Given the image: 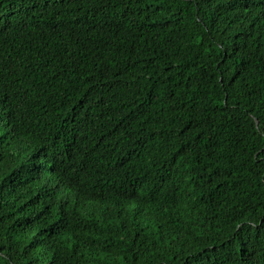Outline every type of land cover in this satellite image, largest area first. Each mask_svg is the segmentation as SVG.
<instances>
[{
    "label": "trees",
    "instance_id": "obj_1",
    "mask_svg": "<svg viewBox=\"0 0 264 264\" xmlns=\"http://www.w3.org/2000/svg\"><path fill=\"white\" fill-rule=\"evenodd\" d=\"M0 264H264V0H0Z\"/></svg>",
    "mask_w": 264,
    "mask_h": 264
}]
</instances>
